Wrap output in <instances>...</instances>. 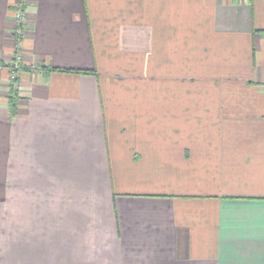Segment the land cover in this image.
Listing matches in <instances>:
<instances>
[{
	"label": "crops",
	"instance_id": "crops-1",
	"mask_svg": "<svg viewBox=\"0 0 264 264\" xmlns=\"http://www.w3.org/2000/svg\"><path fill=\"white\" fill-rule=\"evenodd\" d=\"M27 3L18 39L0 0V262L264 264V0Z\"/></svg>",
	"mask_w": 264,
	"mask_h": 264
},
{
	"label": "rangeland",
	"instance_id": "rangeland-1",
	"mask_svg": "<svg viewBox=\"0 0 264 264\" xmlns=\"http://www.w3.org/2000/svg\"><path fill=\"white\" fill-rule=\"evenodd\" d=\"M14 59L17 60V62H19V66H18V70H17V73L19 75V70L21 69V65H22V60H21V57H20V53H17V55L14 56ZM13 63L14 61H11L10 63H3V65L5 66H8L9 70H10V84L13 82V80L11 79V71L13 69ZM15 82V81H14ZM18 83V84H17ZM17 87H18V92H19V80L17 82ZM101 178V176L99 177ZM91 186L89 185L88 182H82L81 183V190H86V198H83V205H91V206H98V205H101V206H107V205H110L111 203L109 202L110 199L109 197H106L105 196V193L106 190H105V184L106 182L104 180H101V179H97V182H93L91 181ZM95 188L97 190H95ZM2 211L6 209V207H9V201H8V198H3L2 200ZM9 228L6 226L4 231H5V237L2 241L4 242L5 241V246L2 247L3 248V254L5 257H8L7 255H9V251H6V247L9 249ZM2 239V237H1ZM2 255V254H1ZM3 256V255H2ZM3 256V258H4ZM0 264H9V262L7 261H4V262H0Z\"/></svg>",
	"mask_w": 264,
	"mask_h": 264
},
{
	"label": "built area",
	"instance_id": "built-area-1",
	"mask_svg": "<svg viewBox=\"0 0 264 264\" xmlns=\"http://www.w3.org/2000/svg\"><path fill=\"white\" fill-rule=\"evenodd\" d=\"M27 0H17V9L16 13L14 15L15 18V29H14V35L20 39L25 34L26 29V23H27V17H28V11H27ZM19 64L18 62L13 63V69L11 71V79L14 81L17 73V68Z\"/></svg>",
	"mask_w": 264,
	"mask_h": 264
},
{
	"label": "trees",
	"instance_id": "trees-1",
	"mask_svg": "<svg viewBox=\"0 0 264 264\" xmlns=\"http://www.w3.org/2000/svg\"><path fill=\"white\" fill-rule=\"evenodd\" d=\"M25 67V65H24ZM19 80V75L16 76L15 78V82L13 81L11 83V86H10V93H11V97L10 100H11V104H12V114H15L17 112V105H16V101L14 100L17 96V93H18V87H17V82ZM17 83V84H16Z\"/></svg>",
	"mask_w": 264,
	"mask_h": 264
}]
</instances>
